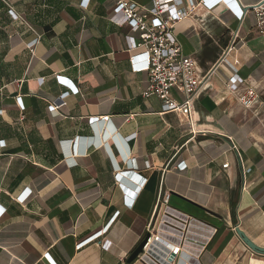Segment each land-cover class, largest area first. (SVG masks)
<instances>
[{
  "label": "crops",
  "instance_id": "0c3cea01",
  "mask_svg": "<svg viewBox=\"0 0 264 264\" xmlns=\"http://www.w3.org/2000/svg\"><path fill=\"white\" fill-rule=\"evenodd\" d=\"M87 1L0 0V264H144L127 259L160 225L166 191L199 221L184 247L195 264H264L237 233L264 246V33L253 9L264 0H237L242 20L225 1L193 0L177 23L183 52L214 70L194 102L195 133L143 95L146 58L115 21L116 0ZM235 74L260 93L251 108L226 85ZM165 231L170 242L180 233Z\"/></svg>",
  "mask_w": 264,
  "mask_h": 264
},
{
  "label": "built area",
  "instance_id": "2783aa9c",
  "mask_svg": "<svg viewBox=\"0 0 264 264\" xmlns=\"http://www.w3.org/2000/svg\"><path fill=\"white\" fill-rule=\"evenodd\" d=\"M217 1L199 0V4L213 10ZM222 1L227 3L230 12L235 17L242 20L245 12L237 0ZM89 2L90 0L86 4L88 5ZM181 2L178 0H151L148 4H140L135 0H116L114 10L120 16L118 19L115 18V21L121 25H129L132 31L138 34V40L132 37L131 50H140L134 57L141 55L146 58L145 63L138 67L148 73V84L143 95L145 97L158 96L163 102V110L180 114L195 133L193 128L194 102L208 88L214 70L204 73L197 59L183 52L175 33V27L178 22L186 19L197 8L198 3L186 0L185 8H180L179 3ZM253 9L258 16L259 31L264 33V3L254 6ZM239 35V30H237L220 62L225 61L226 55L235 49ZM60 79L70 84L67 79L62 77ZM243 84L244 79L237 77L236 74L226 82L230 91L236 93L238 101L245 108H251L259 99L260 93L253 87H244ZM174 89L181 93L182 99L172 95ZM20 99L21 97L17 96L18 103ZM3 112L4 109L0 108V114ZM98 118L104 121L110 120L109 115ZM95 120L92 118V121ZM238 155H240L239 152ZM228 165L229 163H225L223 166L228 167ZM247 171L249 170H245L243 174L245 175ZM132 194L134 198L131 200V205L134 204L137 196V193ZM170 196V191H166L159 198L157 210L161 211L160 225L155 226L150 223L142 236V240L148 236L147 242L142 252L138 254L137 260L144 264H195L184 252V247L191 238L189 236L191 233L187 232L189 224L191 227V223L199 221L170 206ZM4 213L5 208L0 206V217ZM175 227L180 232L179 236L173 238L174 242L165 240L163 238V233H167L165 229L170 232ZM160 228L164 230H160ZM106 246L110 245L107 243ZM172 254L174 257L170 259Z\"/></svg>",
  "mask_w": 264,
  "mask_h": 264
},
{
  "label": "water",
  "instance_id": "95a60500",
  "mask_svg": "<svg viewBox=\"0 0 264 264\" xmlns=\"http://www.w3.org/2000/svg\"><path fill=\"white\" fill-rule=\"evenodd\" d=\"M264 1L260 4H263ZM237 233L239 234V236L241 237V239L244 241V243L254 252L258 253V254H262L264 255V246H260L258 245L256 242H254L242 229H240L239 227L237 228ZM147 237L146 236L143 240H141V242L139 243V245L134 249V251L129 255L128 257V262H132L134 260L137 259V256L140 252H142L144 245L147 242ZM174 257V255L172 254L170 256V259H172Z\"/></svg>",
  "mask_w": 264,
  "mask_h": 264
},
{
  "label": "rangeland",
  "instance_id": "374dc122",
  "mask_svg": "<svg viewBox=\"0 0 264 264\" xmlns=\"http://www.w3.org/2000/svg\"><path fill=\"white\" fill-rule=\"evenodd\" d=\"M174 90H175V91H177L176 89H174ZM174 90H173V91H174ZM177 92H178V91H177ZM178 93L181 95V93H180V92H178ZM181 97H182V95H181ZM180 99H182V98H180Z\"/></svg>",
  "mask_w": 264,
  "mask_h": 264
},
{
  "label": "bare ground",
  "instance_id": "6f19581e",
  "mask_svg": "<svg viewBox=\"0 0 264 264\" xmlns=\"http://www.w3.org/2000/svg\"><path fill=\"white\" fill-rule=\"evenodd\" d=\"M223 3V2H222ZM224 4V3H223Z\"/></svg>",
  "mask_w": 264,
  "mask_h": 264
},
{
  "label": "clouds",
  "instance_id": "9594fccd",
  "mask_svg": "<svg viewBox=\"0 0 264 264\" xmlns=\"http://www.w3.org/2000/svg\"><path fill=\"white\" fill-rule=\"evenodd\" d=\"M227 4V3H226ZM229 8V7H228Z\"/></svg>",
  "mask_w": 264,
  "mask_h": 264
}]
</instances>
